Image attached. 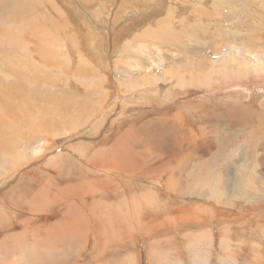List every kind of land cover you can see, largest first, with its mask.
Masks as SVG:
<instances>
[{"label":"rangeland","instance_id":"374dc122","mask_svg":"<svg viewBox=\"0 0 264 264\" xmlns=\"http://www.w3.org/2000/svg\"><path fill=\"white\" fill-rule=\"evenodd\" d=\"M83 1L0 0V25L5 24V28L20 33L19 37H15V33L8 31L9 41L16 44L17 39L21 38L20 41H23L24 33L31 28L27 25L31 21L26 13L24 17L20 14L11 16L17 3L23 2L26 7L29 6V11L31 9L40 17L38 27L45 21L43 30H49V33L42 35V46H45L40 53L45 52L50 59L60 62L59 67L58 63L55 64L56 67H47L44 62L39 61L35 57L33 43L17 45L24 48L25 52L29 50L27 54L38 60L37 62L33 58L43 77L50 75L52 77L48 76V79L57 78L54 89L63 91H54L57 102L63 96L65 99L70 98L68 96H72V93L76 96L70 99L74 97L73 100L78 102L81 98L77 97V92L80 95L84 89L82 83L98 90L91 100L87 99L89 104L84 101L82 108L79 104L77 110L74 107L61 118L60 129L39 132L41 135L38 134L36 139L26 145L22 144L13 152L0 154V264H264V0ZM216 10L222 15L216 17ZM126 11L130 14L129 19H122L126 18ZM190 11L191 14L188 13ZM211 11L214 14L212 19L208 16ZM142 12L145 13L142 15ZM33 17L35 19L32 20L36 21V16ZM233 17L241 18V24L236 19L231 22ZM214 18L224 19L220 22L214 21ZM110 27L114 29L111 30ZM142 33L146 34L142 37L143 40L140 38ZM173 34L184 35V38L180 36L181 40L178 37L175 41L177 44L185 41L179 44L181 52L170 41ZM8 36L2 34L4 42H7ZM113 36L116 38L113 39ZM131 38L134 40L131 41ZM232 39L237 42L234 43ZM61 44L64 45L60 46ZM139 44L143 46L140 45L139 48ZM131 46H137V49L134 48L135 52L130 49ZM3 48L0 45V55ZM11 48L9 54L13 51L17 56L23 53L13 46ZM221 56L227 58L221 60ZM80 59L82 63L78 62ZM78 66L79 69L88 66L81 73L83 78L79 77L80 73H71ZM31 67L34 69L33 65ZM92 68L95 71L89 73L87 70ZM73 74L79 76L75 78ZM192 78L195 84H189ZM162 117L168 123L170 118L175 117L184 121V125L190 130L187 140L163 130H159L155 136L145 137L147 135L142 134L141 128L138 129L143 123L158 121L157 118ZM122 133H128V138L125 139L128 146H125L127 151L121 148L125 150L124 154L123 150H118V158L121 157L116 164L122 163L124 159L130 168L121 171L118 167L116 171L114 167L103 166L101 170L96 162L102 159L110 162L104 150L112 147L114 140ZM194 138L197 144L192 140ZM187 141H190V145ZM163 143L165 146H160ZM169 143L172 145H168ZM150 144L159 148L145 150L146 156L143 154V147ZM192 144L197 147L194 148ZM227 146L231 148L228 149ZM96 150L97 156L92 157ZM90 152L93 153L89 154ZM134 161L137 162L136 165ZM171 173H174L173 177ZM90 180L93 183L91 185ZM65 183L69 185L70 191L65 188L67 184L62 188ZM73 183L78 186L75 188ZM96 183L99 188L93 190ZM50 185L53 186L50 188ZM85 186H91L93 193ZM3 188L5 191L2 193ZM57 188L62 191L59 192ZM241 190L246 193H241ZM86 198L92 208L88 206ZM84 200L86 205L84 203L83 206ZM116 204L120 210H117ZM70 221H73L71 226ZM117 233H120L119 237ZM47 234H50V238ZM43 236L48 238L44 239ZM62 238L68 244L65 241L62 243ZM18 240H22L24 244Z\"/></svg>","mask_w":264,"mask_h":264},{"label":"bare ground","instance_id":"6f19581e","mask_svg":"<svg viewBox=\"0 0 264 264\" xmlns=\"http://www.w3.org/2000/svg\"><path fill=\"white\" fill-rule=\"evenodd\" d=\"M21 1V0H20ZM24 1V0H23ZM28 1V0H27ZM83 1V0H82ZM35 2V1H34ZM33 2V3H34ZM51 2H53V1H51ZM51 2H49V4L51 3ZM84 2V1H83ZM46 3V2H45ZM85 3V2H84ZM168 3H170V2H168ZM35 4V3H34ZM53 4V3H52ZM51 4V5H52ZM87 4V3H86ZM47 5H48V3H47ZM171 5V4H170ZM31 6V5H30ZM29 7V6H28ZM28 7H26V5L23 3V2H19V3H17L16 4V6L13 8V10H12V12H11V16H16L17 14H20V15H22L23 17H24V14L26 15V16H30V21L31 22H28V26H30L31 28H29L30 30H28L26 33H24V39H22L23 41H20L21 40V38H20V40L19 39H17V44H23V43H30V45L33 43V45H34V49L36 50V55H35V57L39 60V61H41L42 63L44 62L46 65H47V67L49 66V67H52V66H55L56 67V63H58V67L60 66V62H58L57 60V62L56 61H54V59H50L48 56H49V54H47V53H45V52H43V53H40V52H42L43 51V47L45 46V45H43L42 46V42H43V39H44V35L46 34V33H49V30H43V26H45V21H44V23L42 24V22H41V24L42 25H40V27H38L39 26V24H38V21L40 20L39 18V16H37L36 14H34L35 12L34 11H32L31 9H30V11H29V8ZM32 8V7H31ZM98 8V7H97ZM151 8H153V7H151ZM150 8V9H151ZM183 8V7H182ZM192 8H194V7H192ZM232 9H234V7L232 6L231 7ZM134 9H136V7L134 8ZM35 10V9H34ZM52 10V9H51ZM137 10V9H136ZM135 10V11H136ZM152 10H154V9H151V11ZM190 10H191V8H190ZM149 11V10H148ZM150 11V12H151ZM165 11H166V9H165ZM217 11V10H216ZM37 12V11H36ZM60 12V11H59ZM101 12V11H100ZM124 12H125V10H124ZM123 12V13H124ZM134 12V11H133ZM132 12V13H133ZM153 12V11H152ZM154 12H155V10H154ZM38 13V12H37ZM55 13V12H54ZM131 13V14H132ZM145 12H142V15L144 14ZM188 13H190L191 14V11L190 12H188ZM40 14V13H39ZM38 14V15H39ZM126 15L124 16V17H126V18H122L121 16H119V17H121L122 19H129V17H128V14H127V11H126V13H125ZM43 15V14H42ZM120 15H122L123 16V14H120ZM130 15V14H129ZM145 15H147V13L145 14ZM222 14L220 13V12H218L217 11V15H216V17L217 16H221ZM33 16H36V18H37V20L36 21H33L32 20V18H34ZM137 16V15H136ZM197 16V15H196ZM211 19L214 17V14H213V12L211 11L210 13H209V15H208ZM131 17V16H130ZM99 18H102V17H99ZM188 18V16L186 17V19ZM8 19H10V17L8 18ZM35 19V18H34ZM119 19V18H118ZM121 19V20H122ZM130 19H132V18H130ZM224 18H219V19H217V18H214L213 20L215 21V20H219L220 22H222V20H223ZM234 19H236L237 20V22H239L240 21V19L241 18H236V17H233L232 19H231V22H232V20H234ZM42 20H43V16H42ZM120 20V19H119ZM235 20V21H236ZM41 21V20H40ZM96 21V20H95ZM98 21V20H97ZM100 21V20H99ZM178 21V20H177ZM235 21L233 22V23H235ZM108 22V21H107ZM119 22V21H118ZM121 22V21H120ZM162 22H163V20H162ZM106 23V22H105ZM117 23V22H116ZM168 23V22H167ZM182 23V22H181ZM193 23V22H192ZM202 23H204V22H202ZM240 23V22H239ZM132 24V23H131ZM177 24V23H176ZM222 24V23H221ZM241 24V23H240ZM3 25H5V24H3ZM3 25H0V45H1V47H4L2 50H3V52H2V55H0V154H2V153H4V152H7V153H9V152H13L16 148H19V147H21V145L22 144H27L29 141H31L32 139H36L37 138V136H38V134H40L41 135V133H39V132H48V131H50V130H54L55 128L56 129H60L61 128V125L60 124H62V120H61V118L63 117V116H65V114L67 113V112H69L72 108L73 109H75L74 107H76V110L78 109V105L80 104V106H81V108L84 106V101H86L87 102V99H89V100H91L92 99V96L94 95V94H96V91L98 92V90H96V89H92L91 88V86H88V84L87 83H85L84 81H82V82H84L85 84H83L82 83V85L84 86V89H83V93L82 94H78V92H77V97H79V98H81V99H78V102L74 99L73 100V98L72 99H70L72 96H76V95H73V93H72V96L70 95V96H68V97H70V98H64V96H63V98L61 99V100H58V102H57V100H55V98H57L56 97V95H55V93H54V91L55 92H57V91H60V90H57L56 91V89H54V86L56 87V85H57V82H55V80L57 79H48V76H50V75H46L45 74V76H47V78H45V77H43L41 74H40V72L41 71H39L40 69H38L39 67H37V65L34 63L35 61L34 60H36L35 59V57H30L27 53L28 52H30L29 50H28V52H25L24 50V48H22V47H20L19 45H17L16 43H14L13 41H9L8 39H9V33H8V31H10V32H13V33H15L14 35H15V37H19L20 36V33H19V31H17V30H13V31H11V30H9L7 27L5 28ZM102 25V24H101ZM114 25V24H113ZM49 26V25H48ZM98 26V25H97ZM115 27H116V24L114 25ZM113 26V27H114ZM182 26V25H181ZM223 26V25H222ZM121 27V26H120ZM45 28V27H44ZM144 28V27H143ZM183 28H184V25H183ZM223 28H226V26H224ZM48 29V28H47ZM110 29H111V27H110ZM114 29V28H113ZM113 29H111V30H113ZM208 29V28H207ZM222 28H220V30H221ZM232 29V28H231ZM43 30V31H42ZM117 30V29H116ZM123 30V29H122ZM124 30H125V28H124ZM142 30V29H141ZM144 30V29H143ZM187 30V29H186ZM219 30V31H220ZM98 31V30H97ZM137 31V30H136ZM147 32L149 31V30H146ZM96 32V31H95ZM108 32H109V30H108ZM108 32H106V33H108ZM118 32V31H117ZM122 32V31H121ZM146 32V33H147ZM188 32V31H187ZM198 32V31H197ZM221 32V31H220ZM220 32H219V34H220ZM13 33H12V35H13ZM37 33V34H36ZM115 33V32H114ZM119 33H120V30H119ZM149 33H150V31H149ZM196 33V32H195ZM195 33H193V34H195ZM209 33V32H208ZM225 33V32H224ZM2 34H6L7 36H8V38H6V40H7V42H4L3 41V37H2ZM11 34V33H10ZM51 34V33H50ZM111 34H112V32H111ZM111 34L109 35V36H111ZM135 34H138V33H136L135 32ZM135 34H132V35H135ZM141 34V33H140ZM188 34V33H187ZM186 34V35H187ZM222 34V33H221ZM43 35V36H42ZM115 35V34H114ZM118 35H120V34H118ZM146 34L144 33H142V35H141V39H142V37L143 36H145ZM147 35H149V34H147ZM185 35V36H186ZM11 36V35H10ZM50 36V35H49ZM108 36V37H109ZM115 36H117V33H116V35ZM115 36H113V39H114V37ZM154 36H156L155 34L153 35V37ZM167 36V35H166ZM173 36L174 37H172L171 39H170V41L173 43V46L175 47V49L178 51V52H181V48L182 47H180V43H183V42H185V41H183V42H181V41H179V44H177L178 42H175V41H177L178 40V37H180L181 35H175V34H173ZM190 36V35H189ZM189 36H187L188 38H191V37H189ZM221 36H223V35H221ZM225 36V35H224ZM2 37V38H1ZM39 37H40V39H39ZM132 37V36H131ZM134 38H136L135 36H133ZM137 37H139V36H137ZM147 38H149L148 36H146ZM168 37V36H167ZM181 37H183L184 38V35H182ZM181 37H180V40H181ZM219 37V36H218ZM239 37V36H238ZM51 39H52V37H50ZM49 38V39H50ZM112 38V37H111ZM116 38V37H115ZM155 38V37H154ZM170 38V37H169ZM168 38V39H169ZM201 38H202V36H201ZM205 38V37H204ZM231 38H232V36H231ZM236 37H234V39H235ZM54 39H56V38H54ZM109 40H110V38H108ZM132 39L133 38H131V41H132ZM157 39H159V38H157ZM192 39V38H191ZM234 39H232L233 40V42L235 43V41H234ZM5 40V39H4ZM97 40V39H96ZM102 40V39H101ZM100 40V41H101ZM134 40V39H133ZM143 40V39H142ZM188 40V39H187ZM194 41H195V38L193 39ZM201 40H203V38L201 39ZM207 40H208V38H207ZM240 40V39H239ZM21 43H20V42ZM46 41H49V40H47L46 39ZM57 41V40H56ZM59 41V40H58ZM62 41H63V39H62ZM98 41V40H97ZM127 41V40H126ZM129 41V40H128ZM160 41V40H159ZM51 42V41H50ZM64 42V41H63ZM125 42V41H124ZM130 42V41H129ZM144 42V41H143ZM162 42V41H161ZM171 42H169L170 44H171ZM197 42V41H196ZM198 42H199V39H198ZM198 42H197V44H198ZM237 42V41H236ZM59 43V42H58ZM127 43V42H126ZM168 43V42H167ZM102 44V43H101ZM116 44V43H115ZM164 44V43H163ZM190 44V43H189ZM199 44H201L200 42H199ZM29 45V46H30ZM62 45H64V44H61L60 46H62ZM133 45V44H132ZM140 45L141 44H139L138 45V47L139 48H141L140 47ZM182 45V44H181ZM184 45V44H183ZM232 45H234V44H232ZM11 46H13V48H17V51H19V52H21V51H23V53H19V56H17L15 53H14V51H13V53L12 54H9V50H11L12 48H11ZM48 46V45H47ZM111 46H112V44H111ZM141 46H143V45H141ZM145 46V45H144ZM157 46V45H156ZM158 46H159V44H158ZM199 46V45H198ZM53 47H55L54 45H53ZM64 47H66V43H65V46ZM78 47V46H77ZM133 46H131L130 47V49H132L133 51H134V48L135 49H137V46H135V47H133ZM148 47H150V46H148ZM172 47V46H171ZM230 47V46H229ZM60 48L61 47H59V50H60ZM63 48V47H62ZM81 48V47H80ZM97 48V47H96ZM160 48V47H159ZM189 48V47H188ZM200 48V47H199ZM236 48H238V47H236ZM102 49H105V48H102ZM148 49V48H147ZM231 49V48H230ZM34 50V51H35ZM62 50V49H61ZM100 50V49H99ZM141 50H143V49H141ZM175 50V51H176ZM182 50H184V49H182ZM251 50V49H250ZM31 51H32V49H31ZM51 51V50H50ZM49 51V52H50ZM72 51V50H71ZM130 51V50H129ZM144 51H146L145 49H144ZM148 51V50H147ZM185 51V50H184ZM197 51V50H196ZM245 51V50H244ZM243 51V52H244ZM33 52V51H32ZM52 52V51H51ZM135 52V51H134ZM53 53V52H52ZM65 53V52H64ZM67 53V52H66ZM65 53V54H66ZM133 53V52H132ZM139 53V52H138ZM184 53V52H183ZM188 53V52H187ZM192 53V52H191ZM194 53H195V51H194ZM234 53V52H233ZM239 53V52H238ZM250 53H251V51H250ZM1 54V53H0ZM32 54V53H31ZM59 54V53H58ZM61 54H63V53H61ZM75 54V53H74ZM189 54H190V51H189ZM193 54V53H192ZM54 55V54H53ZM135 55V54H134ZM247 55V54H246ZM253 54H251V56H252ZM31 56H33V55H31ZM69 56H71V55H69ZM80 56V55H79ZM136 56V55H135ZM134 56V57H135ZM64 57H65V55H64ZM81 57V56H80ZM33 58H34V60H33ZM62 58V57H61ZM83 58V57H82ZM127 58H129V57H127ZM221 60H225L227 57H225V56H221V57H219ZM258 58V57H257ZM71 59V58H70ZM38 60H36L37 62H38ZM263 60V59H262ZM70 61V60H69ZM153 61V60H152ZM170 61V60H169ZM245 61V60H244ZM257 61V60H256ZM78 62H80V63H82V60L80 59V60H78ZM258 62V61H257ZM41 63V64H42ZM229 63V62H228ZM243 62H241V64H242ZM246 63V62H245ZM62 64V63H61ZM261 64V63H260ZM34 66V69L31 67V66ZM43 65V64H42ZM262 65V64H261ZM39 66V65H38ZM63 66H64V63H63ZM75 66V65H74ZM142 66V65H141ZM153 66V65H152ZM55 67H53V68H55ZM86 67H88V66H83V69H79V66L76 68V69H72V72L71 73H82V72H84L85 70H86ZM158 67V66H157ZM31 68V69H30ZM61 68H64V67H61ZM65 68H67V67H65ZM82 68V67H81ZM144 68V67H143ZM51 69V68H50ZM147 69V68H146ZM255 69V68H254ZM254 69H252V70H254ZM45 70V69H44ZM116 70V69H115ZM69 71H70V69H69ZM89 73H91V72H94L95 71V69L94 68H92V69H88L87 70ZM112 71V70H111ZM45 72V71H44ZM76 73V74H77ZM87 74V73H86ZM119 74V73H118ZM74 75V74H73ZM77 76H79V75H77ZM76 75H74V77L76 78L77 77ZM83 75L81 74V76H79V77H82ZM214 76V75H213ZM52 76H50V78H51ZM114 77H115V75H114ZM184 77V76H183ZM237 77V76H236ZM83 78V77H82ZM103 78V77H102ZM213 78V77H212ZM169 79V78H168ZM67 80V79H66ZM68 82H70V81H68ZM68 82H66V85L68 84ZM79 82H80V78H79ZM210 83V82H209ZM81 84V83H80ZM176 84V83H175ZM189 84H195V80L192 78V79H190V81H189ZM223 84V83H222ZM241 86V85H240ZM214 87V86H213ZM227 87V86H226ZM236 87V86H235ZM83 88V87H82ZM225 88V87H224ZM101 89V88H100ZM60 92H63V91H60ZM59 92V93H60ZM69 92H67V94H68ZM100 93V92H99ZM252 93V92H251ZM61 94V93H60ZM65 94V93H64ZM66 95V94H65ZM100 96V95H99ZM55 97V98H54ZM60 97V96H59ZM62 97V96H61ZM60 97V98H61ZM66 97V96H65ZM206 97V96H205ZM248 97H250V96H248ZM76 98V97H75ZM221 99V98H220ZM97 101V100H96ZM81 102V103H80ZM117 103V102H116ZM87 104H89L88 102H87ZM92 104V103H91ZM91 104H90V106H91ZM179 104V103H178ZM101 105V104H100ZM117 105V104H116ZM122 105V104H121ZM86 106V105H85ZM206 106V105H205ZM86 108V107H85ZM85 108H83L84 110H85ZM82 109V110H83ZM114 109V108H113ZM210 109V108H209ZM117 111V110H116ZM207 111V110H206ZM205 111V112H206ZM168 112V111H167ZM204 112V111H203ZM170 113H172V112H170ZM121 114V113H120ZM165 114H166V112H165ZM168 114V113H167ZM166 114V115H167ZM207 114V113H206ZM165 115V116H166ZM197 116V115H196ZM228 116V115H227ZM152 117V116H151ZM198 117V116H197ZM147 118H150L149 116L147 117ZM199 118V117H198ZM201 118V117H200ZM212 118V117H211ZM119 119V118H118ZM151 119H154V118H151ZM145 120V119H144ZM157 120L158 121H156V120H152V121H147V122H145V123H143L142 125H140L139 127H138V129H140L141 128V132H142V134L144 135V133H145V135H147V136H145V137H148V136H150V137H152V136H155L156 134H157V132H159V130H163L164 132H170V133H173V134H176L177 136H178V138L179 139H186L187 140V134H189V132H190V130L184 125V121L182 122L180 119H178L177 117H175V118H170V120H169V123L168 122H166V119H165V117H162V118H157ZM114 122H115V120H113ZM134 121V120H133ZM140 121V120H139ZM207 122V121H206ZM142 123V122H141ZM208 123V122H207ZM105 125V124H104ZM114 126H115V124H114ZM132 126V125H131ZM113 129V128H112ZM105 130V129H104ZM109 130V129H108ZM110 130H111V128H110ZM136 130V129H135ZM251 130V129H250ZM130 131H132V129L130 130ZM192 131V130H191ZM211 131V130H210ZM124 132H125V130H124ZM162 132V131H161ZM212 132V131H211ZM130 133V132H129ZM137 133V132H136ZM139 133H140V131H139ZM202 133V132H201ZM209 133V132H208ZM43 134V133H42ZM95 134V133H94ZM127 134L128 133H125V134H123L122 133V135L118 138V139H116V140H114L115 142H114V145H112V147H110V148H107L106 150H104L105 152H106V154H108L107 156V158H110V162L112 163H110L109 161H108V163L106 162V160L105 159H102V160H100V162H96V166H99V168L101 169V170H103V166H106L107 168H112V167H114L115 169L116 168H118V167H120V169L119 170H128V168H130V166L124 161V159L122 160V158H125V156L124 157H122L121 158V162L122 163H120V164H116V163H118V162H116L117 161V159H119L118 158V150H120L121 148H125V146L128 144L127 142H126V137H127ZM141 134V133H140ZM141 134V135H142ZM169 134V133H168ZM206 134V133H205ZM142 135V136H143ZM202 135H204V134H202ZM85 136V135H84ZM133 136V135H132ZM174 136V135H173ZM215 136V135H214ZM255 136V135H254ZM83 137V136H82ZM95 137V136H94ZM96 137H97V135H96ZM149 137V138H150ZM191 137H193V136H191ZM195 137V136H194ZM258 137H260V136H258ZM47 138V137H46ZM128 138V137H127ZM159 138V137H158ZM176 138V137H175ZM204 138V137H203ZM257 138V137H256ZM40 139V138H39ZM195 139L196 138H194V139H192V140H194L195 141ZM91 140V139H90ZM90 140H88V141H90ZM110 140V139H109ZM131 140V139H130ZM176 140V139H175ZM183 140V141H184ZM189 140V139H188ZM197 140H199V139H197ZM207 140V139H206ZM35 142H36V140H34ZM38 141V140H37ZM41 141V140H40ZM135 141V140H134ZM133 141V142H134ZM147 141V140H146ZM164 141V140H163ZM179 141H182V140H179ZM191 141V140H190ZM189 141V142H190ZM201 141V140H200ZM198 142V143H201V142ZM221 141V140H220ZM229 141V140H228ZM35 142H32V143H35ZM39 142V141H38ZM132 142V143H133ZM138 142V141H137ZM189 142L187 141V143L189 144ZM193 141H191V143H192ZM227 142V141H226ZM260 142V141H259ZM258 142V143H259ZM262 142V141H261ZM158 143H160V141H158ZM172 143V142H171ZM171 143H169L168 145H172ZM175 143V142H174ZM186 143V142H185ZM184 143V144H185ZM195 144H197V142L195 141L194 142ZM218 143V142H217ZM231 143V142H230ZM264 143V142H263ZM84 144V143H83ZM112 144V143H111ZM141 144V143H140ZM149 144V143H148ZM151 144H154V143H151ZM148 145V146H146V147H143L144 149H143V154H145V150H148V149H150V148H157L158 146H156V145ZM243 144V143H242ZM260 144V143H259ZM258 144V145H259ZM135 145V144H134ZM158 145V144H157ZM162 145H164V143L163 144H161L160 146H162ZM168 145H166V146H168ZM182 145H183V143H182ZM181 145V146H182ZM186 145V144H185ZM190 145V144H189ZM188 145V146H189ZM193 146H194V144H192ZM213 145V144H212ZM29 146V145H28ZM128 146V145H127ZM165 146V145H164ZM187 146V145H186ZM202 146H204V145H202ZM201 146V147H202ZM214 146H216V145H214ZM222 146V145H221ZM226 146V145H225ZM231 146H233V145H231ZM27 147V146H26ZM87 147V146H86ZM90 147V146H89ZM195 147H197V146H194V148ZM199 147V146H198ZM200 147V148H201ZM217 147V146H216ZM228 147V146H227ZM138 148V147H137ZM159 148V147H158ZM218 148V147H217ZM231 148V147H230ZM229 147H228V149H230ZM68 149V148H67ZM66 149V150H67ZM92 149V148H91ZM90 149V150H91ZM98 149V148H97ZM103 149V148H102ZM105 149V148H104ZM129 149V148H128ZM161 149V148H160ZM174 149V148H173ZM220 149H222V148H220ZM225 149V148H224ZM242 149V148H241ZM88 150V149H87ZM121 150H123V149H121ZM125 150H126V148H125ZM125 150H123L124 152H123V154L125 153ZM153 150V149H152ZM167 150V149H166ZM169 150V149H168ZM216 150V149H215ZM127 151V150H126ZM135 151H136V149H135ZM151 151V150H150ZM174 151H175V149H174ZM179 151V150H178ZM207 151V150H206ZM218 151H219V149H218ZM217 151V152H218ZM223 151V150H222ZM222 151H221V153H222ZM230 151V150H229ZM71 152V151H70ZM154 152V151H153ZM152 152V153H153ZM156 152V151H155ZM159 152V151H158ZM169 152V151H168ZM177 152V151H176ZM183 152V151H182ZM216 152V153H217ZM93 152H90L89 154H92ZM149 153V152H148ZM151 153V152H150ZM149 153V154H150ZM162 153V152H161ZM166 153V152H165ZM172 153V152H171ZM188 153V152H187ZM207 153V152H206ZM210 153V152H209ZM219 154H220V151L218 152ZM230 153V152H229ZM59 154V153H58ZM164 154V153H163ZM169 154V153H168ZM198 154V153H197ZM222 154H224V153H222ZM53 155V154H52ZM52 155H50V156H52ZM57 155V154H56ZM60 155V154H59ZM58 155V156H59ZM62 155V154H61ZM60 155V156H61ZM72 155V154H71ZM70 155V156H71ZM80 155V154H79ZM126 155V154H125ZM131 155V154H130ZM129 155V156H130ZM146 156H147V154H145ZM152 155V154H151ZM150 155V156H151ZM211 155V154H210ZM214 154H212V156H213ZM57 156V157H58ZM59 156V157H60ZM69 156V157H70ZM97 156V150H96V153L94 152V154H93V156L92 157H96ZM127 156V155H126ZM129 156H128V158H129ZM133 156V155H132ZM131 156V157H132ZM136 156V155H135ZM135 156H133V157H135ZM143 156V155H142ZM145 156V157H146ZM162 156V155H161ZM183 156V155H182ZM194 156V155H193ZM196 156V155H195ZM199 156V155H198ZM216 156V155H215ZM223 156V155H222ZM222 156H221V158H222ZM49 157V156H48ZM58 157V158H59ZM67 157H68V155H67ZM79 157V156H78ZM91 157V158H92ZM131 157H130V159H131ZM144 157V156H143ZM158 157V156H157ZM181 157V156H180ZM202 157V156H201ZM207 157V156H206ZM53 158V157H52ZM58 158L56 159L55 158V160H58ZM81 158V157H80ZM106 158V157H105ZM204 158V157H203ZM208 158V157H207ZM61 159V158H60ZM62 159H64V156H63V158ZM70 159V158H69ZM138 159V158H137ZM147 158H145V160H146ZM196 159V158H195ZM199 159V158H198ZM205 159V158H204ZM262 159H263V162H264V158L262 157ZM262 159L260 160V161H262ZM7 160V159H6ZM5 160V161H6ZM49 160H50V157H49ZM66 160V159H65ZM68 160V159H67ZM72 160V159H71ZM75 160H77V159H75ZM85 160V159H84ZM112 160V161H111ZM132 160H133V158H132ZM135 160H136V158H135ZM140 160V159H139ZM162 160V159H161ZM62 160H60V162H61ZM129 161H131V160H129ZM169 161H170V159H169ZM197 161V160H196ZM203 161V160H202ZM209 161V160H208ZM1 162V161H0ZM2 162H4V160H2ZM7 162V161H6ZM63 162V161H62ZM126 164H125V163ZM186 162V161H185ZM190 162V161H189ZM212 162V161H211ZM8 163H9V161H8ZM66 163H68V162H66ZM69 163H72V162H69ZM89 163V162H88ZM113 163H115V164H113ZM134 163H135V161H134ZM137 163V162H136ZM136 163H135V165H136ZM138 163H141V162H138ZM261 163V162H260ZM60 164V163H59ZM133 164V163H132ZM146 164V163H145ZM144 164V165H145ZM180 164V163H179ZM198 164V163H197ZM229 164V163H228ZM228 164H226V165H228ZM177 165V164H176ZM63 166H65V165H63ZM67 166V165H66ZM164 166V165H163ZM1 167V166H0ZM8 167V166H7ZM62 167V166H61ZM76 167H78V166H76ZM92 167V166H91ZM132 167H134V166H132ZM136 167V166H135ZM142 167H145V166H142ZM198 167V166H197ZM8 168H11V166L10 167H8ZM15 168V167H14ZM37 169H38V167H36ZM35 168V169H36ZM65 168H67V167H65ZM140 168V167H139ZM161 168V167H160ZM167 168V167H166ZM180 168V167H179ZM207 168H208V166H207ZM210 168V167H209ZM212 168V167H211ZM13 169V168H12ZM35 169H34V171H35ZM96 169V168H95ZM114 169V170H115ZM142 169V168H141ZM151 169V168H150ZM170 169V168H169ZM213 169V168H212ZM49 170V169H48ZM64 170V169H63ZM132 170V169H131ZM136 170H138L137 169V167H136ZM180 170H181V168H180ZM22 171H24V170H22ZM92 171V170H91ZM90 171V173H92ZM99 171V170H98ZM116 171H118L117 169H116ZM134 171V170H133ZM140 171V170H139ZM143 171V170H142ZM162 171V170H161ZM214 170H212V172H213ZM12 172V171H11ZM17 172V171H16ZM31 172V171H30ZM39 172V171H38ZM53 172V171H52ZM52 172H51V174H52ZM81 172V171H80ZM88 172V171H87ZM96 172V170L94 171V173ZM104 172H106V171H104ZM124 172V171H123ZM126 172V171H125ZM141 172V171H140ZM140 172H138L137 171V173H140ZM180 172V171H179ZM216 172H218L217 170H216ZM215 172V173H216ZM32 173V172H31ZM34 173V172H33ZM32 173V174H33ZM65 173H66V171H65ZM136 173V172H135ZM205 173H207V174H209L208 172H206L205 171ZM7 174V173H6ZM5 174V175H6ZM12 174H13V172H12ZM89 174V173H88ZM87 174V175H88ZM99 174V173H98ZM104 174V173H103ZM172 174V173H171ZM201 174V173H200ZM214 174V173H213ZM5 175H3V176H5ZM18 175H20L21 176V174H18ZM26 175V174H25ZM75 175V174H74ZM91 175V174H90ZM210 175L212 176V174H211V172H210ZM221 175H222V173H221ZM76 176V175H75ZM117 176V175H116ZM137 176H138V174H137ZM174 176V173L172 174V177ZM204 176H206V175H204ZM209 176V175H208ZM9 177V176H8ZM45 177V176H44ZM95 177V176H94ZM201 177V176H200ZM219 177H222V176H220L219 175ZM1 178V177H0ZM5 178V177H4ZM15 178V177H14ZM23 178V177H22ZM29 178V177H28ZM104 178V177H103ZM151 178V177H150ZM223 178V177H222ZM11 179V178H10ZM17 179V178H16ZM27 179V178H26ZM78 179V178H77ZM93 179H95V178H93ZM102 179V178H101ZM144 179H146V178H144ZM149 179V178H148ZM172 179V178H171ZM199 179V178H198ZM207 179V178H206ZM217 179V178H216ZM215 179V180H216ZM4 179H2V181H3ZM14 180V179H13ZM33 180H35V179H33ZM70 180H73V179H70ZM104 180V179H103ZM135 180V179H134ZM151 180H152V178H151ZM5 181V180H4ZM8 181V180H7ZM10 181H12V180H10ZM21 181H22V179H21ZM91 181V180H90ZM96 181V180H95ZM146 181V180H145ZM16 182V181H15ZM19 182H20V180H19ZM30 182V181H29ZM77 182H80V181H77ZM76 182V183H77ZM101 182V181H100ZM144 182V181H143ZM13 183V182H12ZM34 183V182H33ZM80 183H82V182H80ZM11 183H7V185H10ZM17 184V182L15 183V185ZM18 184H20V183H18ZM67 183H65L64 184V186H62V188L63 187H65V185H66ZM71 184V183H70ZM74 184V183H73ZM91 184H93L92 183V181H91V183H90V185ZM102 185H103V182L101 183ZM119 184H120V182H119ZM140 184V183H139ZM194 184H195V182H194ZM42 185V184H41ZM68 185V184H67ZM75 185V186H74ZM74 185H72V187L74 186L75 188H76V185L77 184H74ZM83 185V184H82ZM86 185V184H85ZM98 184L96 183V186L95 187H93V190H94V188L97 190V187L99 188V185L97 186ZM193 185V184H192ZM3 186H5V185H3ZM34 186V185H33ZM44 186V185H43ZM53 185H50V188L52 187ZM78 186V185H77ZM87 186V185H86ZM86 186H85V188H86ZM89 186V185H88ZM118 186V185H117ZM55 187H56V185H55ZM55 187H53V188H55ZM68 187H69V185L68 186H66L65 188H67L68 189ZM80 187V186H79ZM78 187V188H79ZM38 188H39V186H38ZM41 188V187H40ZM64 188V190H66V191H68L67 189H65ZM70 188V187H69ZM77 188V189H78ZM82 189H83V187H81ZM84 188V189H85ZM87 188H89V187H87ZM86 188V189H87ZM90 188H91V186H90ZM87 189V190H92V189ZM20 189H22V188H20ZM56 189V188H55ZM58 189V188H57ZM77 189H76V191H77ZM80 189V188H79ZM79 189H78V191H79ZM81 189V190H82ZM101 189H103V188H101ZM157 189V188H156ZM242 189V188H241ZM19 190V189H18ZM40 190V189H39ZM50 190V189H49ZM61 190V189H60ZM60 190L58 189V191L60 192ZM74 190V189H73ZM73 190H71L72 192H75V191H73ZM80 190V191H81ZM93 190H92V193H93ZM103 190H105V189H103ZM115 190V189H114ZM238 190H240L239 188H238ZM5 191V189L3 188L2 189V193ZM22 191V190H21ZM46 191V190H45ZM54 191V190H53ZM62 191V190H61ZM66 191H64V192H66ZM70 191V190H69ZM83 191V190H82ZM81 191V193H83ZM88 191V192H89ZM112 191H113V189H112ZM27 192V191H26ZM42 192V191H41ZM40 191H39V193H41ZM44 192V191H43ZM57 193V191H56V193L57 194H60V193ZM72 192H70V193H72ZM84 192L86 193V190H84ZM97 192V191H96ZM100 191H99V189H98V193H99ZM103 192V191H102ZM156 192V191H155ZM157 192H158V190H157ZM36 193V192H35ZM56 193H52V194H55V195H57ZM67 193V192H66ZM66 193H65V195H66ZM79 193V192H78ZM142 193V192H141ZM241 193H243L242 192V190H241ZM246 193V192H245ZM245 193H243V194H245ZM248 193V192H247ZM25 194V193H24ZM33 194V193H32ZM32 194H31V196H32ZM42 194V193H41ZM46 194H47V192H46ZM62 194V193H61ZM143 194V193H142ZM165 194V193H164ZM64 195V194H63ZM63 195H61V196H63ZM80 195V194H79ZM126 195V194H125ZM211 195H213V194H211ZM225 195V194H224ZM13 196V195H12ZM11 196V199H13V197ZM21 196V195H20ZM29 196V195H28ZM35 196H37L36 194H35ZM34 196V197H35ZM49 196V195H48ZM74 196H75V194H74ZM73 195L71 196V197H74ZM80 196H82V195H80ZM137 196V195H136ZM142 196V195H141ZM227 196V195H226ZM249 196V195H248ZM65 197H67V196H65ZM65 197H62L63 199L65 198ZM151 196H149V198H150ZM215 197H216V195H215ZM44 198V197H43ZM52 198V197H51ZM55 198H57V196L56 197H54V199ZM75 198V197H74ZM82 198V197H81ZM84 198V197H83ZM96 198V197H95ZM218 198V197H217ZM221 198H222V194H221ZM224 198V197H223ZM228 198V197H227ZM1 199V198H0ZM23 199H24V197H23ZM22 199V200H23ZM38 198L36 197V200H37ZM45 199V198H44ZM53 199V198H52ZM87 199V198H86ZM107 199V198H106ZM128 199V198H127ZM258 199V198H257ZM30 200V199H29ZM32 200V199H31ZM73 200V202H74V199H72ZM122 200V199H121ZM120 200V201H121ZM133 200H136V199H133ZM13 201V200H12ZM43 201V200H42ZM62 201V200H61ZM85 201L86 200H84V202L82 203V205L85 203ZM89 200L87 199V203H88V206L90 207V208H92V206H90V201L88 202ZM92 201H94V199L92 200ZM102 201V200H101ZM105 201H108V200H105ZM164 201V200H163ZM78 202V201H77ZM95 202V201H94ZM94 202H93V204H94ZM97 202V201H96ZM100 202V201H99ZM127 202H129V201H127ZM132 202V201H131ZM156 202V201H155ZM25 203V202H24ZM40 203V202H39ZM70 203H72V202H70ZM98 203V202H97ZM101 203V202H100ZM107 203V202H106ZM120 203V202H119ZM223 203V202H222ZM22 205H23V202L21 203ZM41 204H43V203H41ZM51 204V203H50ZM49 204V205H50ZM75 204V203H74ZM81 204V203H80ZM108 204V203H107ZM25 205V204H24ZM23 205V206H24ZM39 205V204H38ZM45 205V204H44ZM53 205V204H52ZM79 205V204H78ZM85 205H86V203H85ZM95 205H97L96 203H95ZM100 205V204H99ZM127 205V204H126ZM27 206V205H26ZM25 206V207H26ZM46 206H47V204H46ZM51 206V205H50ZM80 206V205H79ZM84 206V205H83ZM88 206H87V208H88ZM110 206V205H109ZM116 206H117V204H116ZM162 206V205H161ZM186 206H187V204H186ZM2 207V206H1ZM5 207V206H4ZM3 207V208H4ZM104 207V206H103ZM119 206H117L116 208H117V210H120L119 208H118ZM147 207V206H146ZM176 207V206H175ZM78 208V207H77ZM100 208V207H99ZM8 209H10V208H8ZM113 209V208H112ZM105 210V209H104ZM6 211V210H5ZM51 211V210H50ZM99 211V210H98ZM15 212V211H14ZM83 212V211H82ZM85 212V211H84ZM89 212V211H88ZM99 212H101V211H99ZM108 212V211H107ZM121 212V211H120ZM0 213H2V212H0ZM56 213V212H55ZM71 213V212H70ZM80 213V212H79ZM116 213V212H115ZM122 213V212H121ZM76 214V213H75ZM88 214H90V213H88ZM101 214V213H100ZM106 214V213H105ZM197 214V213H196ZM213 214V213H212ZM63 215H66V214H63ZM69 215V214H68ZM183 215V214H182ZM62 216V215H61ZM74 217V216H73ZM169 217V216H168ZM200 217V216H199ZM10 218V217H9ZM75 218V217H74ZM1 219V218H0ZM51 219V218H50ZM61 219V218H60ZM81 219V218H80ZM89 219H90V217H89ZM105 219V218H104ZM117 219V218H116ZM58 220H59V217H58ZM106 220V219H105ZM105 220H104V222H105ZM170 220V219H169ZM57 221V220H56ZM61 221V220H60ZM90 221H92V220H90ZM199 221V220H198ZM31 222V221H30ZM48 222V221H47ZM58 222V221H57ZM73 222V221H72ZM71 221H70V226H71V223H72ZM88 222V221H87ZM101 222V221H100ZM25 223V222H24ZM54 223H56L55 221H54ZM61 223V222H60ZM80 223V222H79ZM93 223H94V221H93ZM93 223L91 222V224H92V226L95 228V225H96V223H94L95 225H93ZM64 224V221H63V223L61 224V226ZM65 224H66V222H65ZM81 224V223H80ZM90 224V223H89ZM102 224V223H101ZM108 224V223H107ZM118 224V223H117ZM116 224V225H117ZM153 224H155V223H153ZM51 225V224H50ZM60 225V224H59ZM59 225H56V226H59ZM73 225V224H72ZM76 225V224H75ZM120 225V224H119ZM140 225V224H139ZM68 226V225H67ZM69 226V227H70ZM88 226V225H87ZM100 226V225H99ZM37 227V226H36ZM97 227V226H96ZM103 227V226H102ZM101 227V228H102ZM137 227V226H136ZM163 227V226H162ZM57 228V227H56ZM60 228V227H59ZM67 228V227H66ZM70 228H73L74 229V227H70ZM80 228V227H79ZM88 228H90L89 226H88ZM92 228V227H91ZM121 228V227H120ZM133 228V227H132ZM72 229V230H73ZM76 229V228H75ZM86 229V228H85ZM93 229V228H92ZM97 229V228H96ZM104 229V228H103ZM140 229V228H139ZM143 229H144V227H143ZM263 229V228H262ZM24 230V229H23ZM23 230H21V231H23ZM58 230H60V229H58ZM64 230V229H63ZM62 230V232H64L65 234H66V232L65 231H63ZM68 230V232H70L69 230V228L67 229ZM79 230H82V229H79ZM79 230H77V231H79ZM114 230V229H113ZM145 230H148V229H145ZM155 230V229H154ZM83 231V230H82ZM88 231H89V229H88ZM91 231V230H90ZM143 231V230H142ZM264 231V230H263ZM33 231H31V233H32ZM61 231H59V233H60ZM62 232L60 233V234H62ZM104 232V231H103ZM106 232V231H105ZM151 232V231H150ZM237 232V231H236ZM19 234H20V232H18ZM34 233V232H33ZM54 233V232H53ZM52 233V234H53ZM59 233H57V235H60ZM112 233H113V231H112ZM8 234V233H7ZM25 234V233H24ZM43 234H44V232H43ZM64 234V235H65ZM68 234V233H67ZM110 234H111V232H110ZM118 234H120V233H117L116 235H118ZM45 235V234H44ZM87 235V234H86ZM2 236V235H1ZM35 236V235H34ZM47 236H49V238H50V234H47ZM47 236H45V237H47ZM52 236V235H51ZM84 236V235H83ZM107 236V235H106ZM109 236V235H108ZM44 237V236H43ZM45 237H44V239H45ZM53 237H54V234H53ZM55 237H56V234H55ZM62 237H63V235H62ZM68 237V236H67ZM70 237V236H69ZM75 237H76V235H75ZM95 237V236H94ZM103 237V236H102ZM118 237H119V235H118ZM2 238V237H1ZM14 238H16L15 237V235H14ZM48 238V237H47ZM57 238H59V237H57ZM60 238H61V236H60ZM59 238V241H61V239ZM72 238V237H71ZM108 238H110V237H108ZM160 238V237H159ZM7 239H9V238H7ZM27 239V238H26ZM52 239H54V238H52ZM56 239V238H55ZM113 239H114V237H113ZM128 239V238H127ZM71 240V239H70ZM112 240V239H111ZM3 241V240H2ZM4 241H5V238H4ZM8 241V240H7ZM6 241V242H7ZM19 241V240H18ZM48 241H50V240H48ZM56 241H58V240H56ZM62 243H64V241L66 242L67 240L65 239V240H63V238H62ZM153 241V240H152ZM12 242V241H11ZM19 242H22V240L21 241H19ZM72 242V241H71ZM77 242V241H76ZM8 243V242H7ZM23 243V242H22ZM37 243V242H36ZM61 243V244H62ZM67 244H68V242H66ZM107 243V242H106ZM112 243V242H111ZM148 243V242H147ZM24 244V243H23ZM39 244V243H38ZM49 244H51V243H49ZM55 244H56V242H55ZM60 243H58V245H59ZM221 244V243H220ZM40 245V244H39ZM57 245V244H56ZM63 245V244H62ZM61 245V246H62ZM151 245V244H150ZM226 245V244H225ZM65 246V245H64ZM63 246V247H64ZM13 247H14V245H13ZM12 247V248H13ZM17 247V246H16ZM32 247H33V245H32ZM67 247V246H66ZM239 247V246H238ZM12 248H10V249H12ZM19 248H22L21 246L19 247ZM27 248V247H26ZM1 249V248H0ZM14 249V248H13ZM28 249H29V247H28ZM51 249H54V248H51ZM59 250V249H58ZM57 250V251H58ZM56 251V250H55ZM23 252V251H22ZM36 252V251H35ZM39 252V251H38ZM37 252V253H38ZM226 252V251H225ZM7 253H8V251H7ZM13 253V252H12ZM54 253V252H53ZM239 253V252H238ZM245 253V252H244ZM31 254H33L32 252H31ZM31 254H29V255H31ZM39 254V253H38ZM40 254H41V252H40ZM1 255V254H0ZM22 255V254H21ZM21 255H19L18 257L20 258V256ZM28 255V256H29ZM15 256H17V255H15ZM25 256H27V255H25ZM43 256V255H42ZM62 256V255H61ZM17 257V258H18ZM21 257H23V255L21 256ZM35 257V256H34ZM41 257V256H40ZM44 257V256H43ZM42 257V258H43ZM18 258V259H19ZM25 258V257H24ZM26 258H29V257H26ZM63 258V257H62ZM61 258V259H62ZM1 259V258H0ZM4 259V258H3ZM40 259V258H39ZM119 259V258H118ZM234 259V258H233ZM28 260V259H27ZM26 259H25V261H27ZM38 260V259H37ZM4 261H8V260H4ZM10 261H11V259H10ZM21 261H22V259H21ZM48 261V260H47ZM12 262V261H11ZM40 262V261H39ZM8 263H9V261H8ZM30 263V262H29ZM43 263V262H42ZM24 264H25V262H24ZM31 264V263H30ZM101 264V263H100Z\"/></svg>","mask_w":264,"mask_h":264}]
</instances>
